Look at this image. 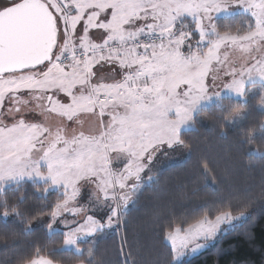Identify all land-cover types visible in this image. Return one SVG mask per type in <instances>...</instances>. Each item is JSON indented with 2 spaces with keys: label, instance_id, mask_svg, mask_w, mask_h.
I'll use <instances>...</instances> for the list:
<instances>
[{
  "label": "snow or ice",
  "instance_id": "6c2138e0",
  "mask_svg": "<svg viewBox=\"0 0 264 264\" xmlns=\"http://www.w3.org/2000/svg\"><path fill=\"white\" fill-rule=\"evenodd\" d=\"M235 5L250 14L248 27L220 31L213 14ZM184 16L192 29L181 23ZM232 50L241 53L239 64L230 59ZM106 67L110 81L101 74ZM220 72L222 90L241 97L246 79H264V0H0V191L25 178L42 181L45 193L62 190L32 219L48 217L49 232L63 224L61 246L80 253L79 238L120 225L131 190L161 149L188 147L179 130L201 101L220 97L209 87ZM25 109L70 124L91 115L97 127L68 135L67 127L29 121ZM121 158L122 167L114 168ZM82 185L107 207L103 217L78 203ZM248 207L235 216L224 208L205 211L186 227L168 230V264L189 247H203L198 241L245 217ZM12 214L22 215L17 204L4 201L0 216ZM31 226L30 220L25 230ZM19 264L56 262L37 247Z\"/></svg>",
  "mask_w": 264,
  "mask_h": 264
},
{
  "label": "trees",
  "instance_id": "16d2710c",
  "mask_svg": "<svg viewBox=\"0 0 264 264\" xmlns=\"http://www.w3.org/2000/svg\"><path fill=\"white\" fill-rule=\"evenodd\" d=\"M250 20L240 14L221 19L217 27L243 31ZM255 98L260 95L249 104L223 98L219 105L200 112L207 126L180 134L188 144L183 147L184 161L162 170L140 189L135 205L123 214L122 227L95 242L91 259L95 264H168L170 246L164 242L168 230L186 227L216 208L239 214L244 204L249 205L244 221L200 255L177 264H264V156L259 155L264 153V133L259 126L264 113L257 110ZM232 109L245 111L242 122L230 123ZM249 136L252 143H248ZM204 163L209 166L207 172ZM43 187L25 182L0 191V205L15 203L22 213L0 216V264H19L37 247L56 264L87 261L86 254L63 250V233L49 232L41 223L46 216L32 219L59 199L56 191L45 193ZM30 220L31 229L26 231Z\"/></svg>",
  "mask_w": 264,
  "mask_h": 264
},
{
  "label": "rangeland",
  "instance_id": "374dc122",
  "mask_svg": "<svg viewBox=\"0 0 264 264\" xmlns=\"http://www.w3.org/2000/svg\"><path fill=\"white\" fill-rule=\"evenodd\" d=\"M240 14L244 15V16H248L251 19L250 14L245 12V10L241 6L235 5V6H232L231 8H229V10L227 12L222 11L218 14H213V22L217 25V22L220 21L221 19L230 18V17L240 15ZM181 23L187 25L189 29H192L194 27L191 18L188 16L182 17ZM179 28H180V23L177 24V29H179ZM197 39H198V36L194 35L192 40L190 41V43H192L195 46V42ZM229 56H230L231 60H233L237 64H239V62L241 60V53L239 51L232 50L229 52ZM101 74L104 76V78L106 80L110 81L111 79H113V77L111 75V69L110 68L106 67L104 70H102ZM217 75H218V79H216L215 85L213 86L212 82L209 81V87H210V93L215 92V91H221L220 97L213 96L208 101H201V103L197 106V108L193 112V120L189 121L186 124L181 126V128L179 130V135L184 131H188V130H192V129L197 128L198 125H200L202 127H206L207 126L206 125V119H205V117H202L200 115V112H202L203 110H207L214 105H219L223 98H231L234 100H241L242 103L249 104V100L251 98L256 97V96L258 97V95H260V98H255L256 99L255 103H256L257 110L260 113L261 112L264 113V96H263V94H264V79H261L260 77H251V78L246 79L245 80L246 96L241 97L238 94L231 93L227 89L222 90V84L225 82V78H224L222 72L218 73ZM116 78H119V77L117 76ZM25 98H27V97H25ZM34 106H35V102H33V104H32L33 108H34ZM39 111H40L39 109H37L36 111H29V109H25L27 119L29 121L44 123L46 126H48L49 128H51L53 130H55L57 127H67V134L68 135H71L73 133V131H76V132H79L81 130H83L85 132L94 131L97 127L98 118L95 116L82 115L80 117L79 123H71L70 124V122H68L66 120H62L59 116H57L55 114L45 113L43 115H38L37 113ZM237 112H239L240 115L239 116L236 115V112H235L233 114L232 118L230 119V123H233V124L240 123L246 117L244 110H239ZM169 115H170V118H175L174 112L170 113ZM5 122H8V120L6 119ZM69 124H70V126H69ZM263 133H264V130H262V134ZM186 156H187V153L183 149L182 146H176V147L171 148V149H169L165 146L163 149H161L156 154L155 160L150 164L149 170H146V173L142 174V179L140 181L136 182L135 189L131 190L132 198L129 201L128 205L123 209L121 220H123V214L126 211H128L130 207H133L135 205V202L137 200V195H138L140 189L143 188L144 185L149 184L151 181H153L155 179V177L162 170L166 169L167 167H171L173 165H176V164L183 162L184 159L186 158ZM123 162L124 161L122 158L115 160L113 167L118 169V168L122 167ZM148 176H151L152 179L149 180ZM25 182L44 185L43 182L40 180H32V179H28V178H25L23 181L19 182L18 184L25 183ZM18 184H9L5 188H10V187H12L14 185H18ZM55 191L58 193V196L60 198L62 190H59L56 186L51 188L48 192H55ZM90 191H91L90 186L82 185L81 196L78 199V203L81 206H83L84 208H86L91 214H94L98 217H103L107 213L108 209L104 204L99 203L93 199H90V195H89ZM233 215L235 216L238 214H233ZM246 217L247 216L245 215V217L234 219L228 223L223 224L215 237L210 238L207 241H205L203 239L198 241V243H201L204 245L203 247L196 249L195 251L191 247H189L188 249L184 250L183 254L180 257L174 258L173 262L175 264H177L179 262H182V261H185V260H188V259H191L193 257L200 255L219 236L226 234L228 230L234 228L237 224H239V222L244 221L246 219ZM67 218L71 219V217H67ZM48 219L49 218L47 217L46 219L42 220L41 223L47 224ZM77 219H79V217H77ZM121 227H122V222L120 223L119 226L113 225L111 227H106L103 230L97 232L96 234L79 238L77 240V244L80 245V248H81L80 253H77L74 246L63 247V250H69V251H72L78 255L86 254V256H87V249H84L85 245L92 244L93 241L96 242L99 239L103 238L104 236H108L112 232L117 231ZM58 231H60L62 233L66 231L65 226L63 224H60L59 222L54 226L51 233L52 232H58ZM164 242L168 246L171 247L170 242L167 241L166 238H164ZM91 259H92V256L91 257L87 256V260H91Z\"/></svg>",
  "mask_w": 264,
  "mask_h": 264
},
{
  "label": "clouds",
  "instance_id": "9594fccd",
  "mask_svg": "<svg viewBox=\"0 0 264 264\" xmlns=\"http://www.w3.org/2000/svg\"><path fill=\"white\" fill-rule=\"evenodd\" d=\"M236 110L235 109H232V110H230L229 111V115H231L232 114V112H235ZM236 115H240V113L239 112H236ZM193 120V115H192V119H191V121ZM260 128L262 129V130H264V119H262L261 120V122H260ZM259 155H261V156H264V153H259ZM223 224H221V226H222ZM92 246H90L88 249H87V256H89V257H91L92 255H93V252H94V246H95V242L93 241V243L91 244ZM80 246V245H79ZM93 264H95V261H93Z\"/></svg>",
  "mask_w": 264,
  "mask_h": 264
}]
</instances>
